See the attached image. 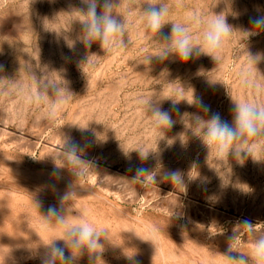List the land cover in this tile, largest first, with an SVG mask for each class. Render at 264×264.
Returning <instances> with one entry per match:
<instances>
[{
  "label": "rangeland",
  "instance_id": "374dc122",
  "mask_svg": "<svg viewBox=\"0 0 264 264\" xmlns=\"http://www.w3.org/2000/svg\"><path fill=\"white\" fill-rule=\"evenodd\" d=\"M159 2L170 6L164 35H170L171 22L191 24L198 34L194 16L226 15L236 31L226 39L220 61L201 54L187 62L153 57L147 65L144 57L160 45L143 26L144 0H115L129 43L112 52L99 43L86 49L80 41L78 10L87 8L82 0H0V264H41L42 244L62 231L43 217L50 205L59 207L53 185L61 195L75 186L65 205L70 218L107 230L98 264H227L222 254L234 235L235 251L250 250L254 237L238 226L243 220L264 235V162L248 158L241 165L231 154L218 159L192 122L193 114H205L186 101L174 107L165 98L178 101L182 92L188 99L193 89L210 109L205 118L219 113L231 123L232 98L256 97L238 73L247 52L264 54V30L247 38L239 31L251 29L250 18L264 15V0H184L181 7L174 0ZM89 54L98 55L94 65L85 64ZM257 67L264 75V59ZM33 75L63 79L72 93L55 119L41 117L43 101L29 104L18 93L17 86L39 89ZM257 78L264 80L258 73ZM141 97L159 100L173 126L154 128L138 103ZM258 99L264 104V89ZM68 136L85 147L81 158L94 168L82 178L67 168L61 179L50 178ZM139 150L149 152L146 160ZM141 166L157 173L179 170L186 191L159 175L156 184L142 178L144 183L122 190ZM242 185L250 190L242 191ZM77 264H89L88 256Z\"/></svg>",
  "mask_w": 264,
  "mask_h": 264
},
{
  "label": "clouds",
  "instance_id": "9594fccd",
  "mask_svg": "<svg viewBox=\"0 0 264 264\" xmlns=\"http://www.w3.org/2000/svg\"><path fill=\"white\" fill-rule=\"evenodd\" d=\"M82 3L87 8L78 10L83 17L79 20L81 24L79 39L86 49H90L94 43H99L104 52L127 47L129 41L125 43V37L128 24L122 15L114 11L117 5L115 0H102V2L101 0H82ZM174 4L176 7H181L184 0H174ZM169 13L168 3L159 2V0H144L143 26L146 31L154 35L160 45L156 54L144 57L147 65L151 63L153 57L161 62L170 57L187 62L201 54L211 57L217 63L220 61V52L226 39L236 31L228 24L226 15L221 13L205 17L194 16L192 19L200 29L198 34L193 33L191 24L171 22L170 35H164L162 29L170 22L167 19ZM250 24L251 29L239 31L245 34L246 38L264 30V15L250 18ZM97 57L96 54L87 55L85 64L94 65ZM247 57V62L238 73V79L246 89H254L256 97L253 99L232 98L231 123L222 119L219 113H213L209 118H205L210 109L203 104L191 88V96L188 99L183 98L182 92L178 93L181 96L178 101L165 97L172 100L174 107L180 101H186L189 105L201 110L204 116L192 115V122L197 130L196 135L209 150L215 151L218 159H228L231 154L241 165L248 158L254 162H264V104L258 99L260 91L264 89V80L257 78V73L260 77H264L257 67V64L264 59V54L247 52ZM33 78L39 83V89L36 87L25 89L23 86H17L18 93L29 104H39L43 101L46 108L40 113L41 117L55 119L58 111L68 102L72 93L63 79L62 83H57L50 79L37 80L34 75ZM50 89L51 95H49ZM138 103L147 113H150L154 128L169 129L175 123L171 112L160 107L159 100L153 97H141ZM76 126L81 131L87 130V127ZM84 151L85 147L79 142L70 136L66 137L63 148L54 159L57 167L53 168L50 178L61 179V171L64 168L70 169L72 175L77 178L86 176L90 170H93L94 163L81 158ZM139 154L143 161L147 159L149 152L144 153L139 150ZM157 175L160 176L162 182H170L173 186L182 187L186 191L184 177L179 170H163L157 173L142 166L136 168L134 177L128 180V183H123L119 187L123 190L137 181L144 183L142 178H148V182L156 184ZM242 186L240 187L242 191L250 190L247 185ZM75 192V186L70 184L68 190L61 195L56 193L55 185H53V194L57 196L59 207L55 204L50 205L43 217L46 221H54L61 226L62 231L59 236H54L48 243L42 244L44 250L40 255L41 264H77L85 255L88 256L89 264H98L101 261L100 254L104 250L102 240H107V230H98L86 218L75 220L69 217L65 205ZM238 226L254 238L251 241L250 250L243 253L235 251L232 247L238 234L231 237L227 252L222 254L227 264H264V235L257 236L256 225L248 220H243ZM233 252L239 255L234 256Z\"/></svg>",
  "mask_w": 264,
  "mask_h": 264
}]
</instances>
